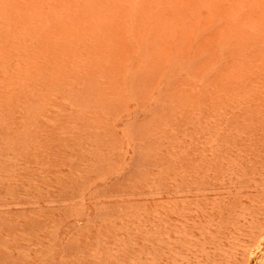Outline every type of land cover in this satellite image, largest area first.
I'll list each match as a JSON object with an SVG mask.
<instances>
[{
  "label": "rangeland",
  "instance_id": "1",
  "mask_svg": "<svg viewBox=\"0 0 264 264\" xmlns=\"http://www.w3.org/2000/svg\"><path fill=\"white\" fill-rule=\"evenodd\" d=\"M263 231L264 0H0V264H264Z\"/></svg>",
  "mask_w": 264,
  "mask_h": 264
},
{
  "label": "bare ground",
  "instance_id": "2",
  "mask_svg": "<svg viewBox=\"0 0 264 264\" xmlns=\"http://www.w3.org/2000/svg\"><path fill=\"white\" fill-rule=\"evenodd\" d=\"M263 232H264V231H263ZM261 234H262V233H261ZM261 234H260V236H261ZM260 236H259V237H260ZM259 240H260V239H259ZM259 240H258V241H259ZM258 241H257V242H258ZM257 242L255 241V243H257ZM255 246H256V245H255ZM255 246H254V248H255ZM261 251H262V250H261ZM262 254H263V253H262ZM258 255H260V253H259ZM258 255H257V257H258ZM261 257H262V256H261ZM263 257H264V256H263ZM255 258H256V257H255ZM249 262H250V261H249Z\"/></svg>",
  "mask_w": 264,
  "mask_h": 264
}]
</instances>
